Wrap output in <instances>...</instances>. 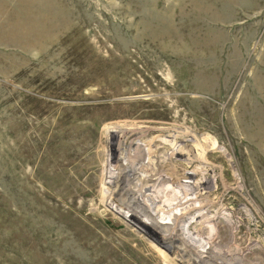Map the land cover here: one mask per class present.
Returning a JSON list of instances; mask_svg holds the SVG:
<instances>
[{"label": "rangeland", "instance_id": "rangeland-1", "mask_svg": "<svg viewBox=\"0 0 264 264\" xmlns=\"http://www.w3.org/2000/svg\"><path fill=\"white\" fill-rule=\"evenodd\" d=\"M0 264H264V0H0Z\"/></svg>", "mask_w": 264, "mask_h": 264}, {"label": "bare ground", "instance_id": "bare-ground-1", "mask_svg": "<svg viewBox=\"0 0 264 264\" xmlns=\"http://www.w3.org/2000/svg\"><path fill=\"white\" fill-rule=\"evenodd\" d=\"M176 139V138H175ZM182 139L184 140V137H182ZM183 142V141H182ZM187 150V149H186ZM189 154V152H187V151H183V150H177L176 151V156H181V157H183V156H187ZM188 157V156H187ZM135 172H137V170H136V168H135ZM137 174V173H136ZM148 178V177H147ZM153 180V179H152ZM155 181H158L160 184L162 183L163 184V186H165V184H168V183H170V181H171V179L170 178H163V179H160V177H158ZM206 181H207V179H206ZM140 182V181H139ZM157 182V183H158ZM208 182V185H209V181H207ZM202 184V183H201ZM139 186V185H138ZM202 187L203 186H205V183L203 182V184L201 185ZM162 188V187H161ZM129 193V192H128ZM179 194V193H178ZM129 195V194H128ZM137 215V214H136ZM178 232H180V233H182L183 235H186L187 237H193L192 235H190V234H186V233H184V230H183V228H179L178 229ZM212 232V231H211ZM210 234V233H209ZM203 241V240H202ZM206 243V242H205ZM200 244H203V243H200ZM202 246H206L205 244H203ZM202 246L200 245L199 247L200 248H202ZM202 252V251H201ZM236 260V259H235ZM236 262H237V260H236Z\"/></svg>", "mask_w": 264, "mask_h": 264}]
</instances>
